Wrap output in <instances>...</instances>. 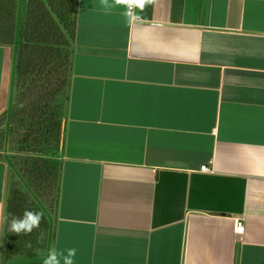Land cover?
Wrapping results in <instances>:
<instances>
[{
    "label": "crops",
    "instance_id": "0c3cea01",
    "mask_svg": "<svg viewBox=\"0 0 264 264\" xmlns=\"http://www.w3.org/2000/svg\"><path fill=\"white\" fill-rule=\"evenodd\" d=\"M77 2L58 148L39 154L60 166L54 239L5 263L24 152L8 147L17 48L0 42V264H42L51 248H75L74 264H264V0H152L131 15ZM7 3L0 27L13 16L16 36L23 0Z\"/></svg>",
    "mask_w": 264,
    "mask_h": 264
},
{
    "label": "trees",
    "instance_id": "16d2710c",
    "mask_svg": "<svg viewBox=\"0 0 264 264\" xmlns=\"http://www.w3.org/2000/svg\"><path fill=\"white\" fill-rule=\"evenodd\" d=\"M15 1L18 0H0V7L9 2L13 14ZM23 4L24 22L19 33L15 36L13 16L0 27V42L16 44L17 48L10 118L14 133L19 134V151L24 152L15 160L21 178L10 189L4 214L3 263L20 257L33 258L48 250L54 239L51 221L59 198L60 166L55 159L39 154L46 152L50 142L43 129L50 133L49 125L60 123L56 109L62 95L66 109L75 53L77 0H23ZM4 117L0 116V124ZM50 136L56 140V135ZM56 142H50L49 152ZM46 180L48 185L44 184ZM25 209L44 212L40 227L28 235L10 233L13 215L20 216Z\"/></svg>",
    "mask_w": 264,
    "mask_h": 264
},
{
    "label": "clouds",
    "instance_id": "9594fccd",
    "mask_svg": "<svg viewBox=\"0 0 264 264\" xmlns=\"http://www.w3.org/2000/svg\"><path fill=\"white\" fill-rule=\"evenodd\" d=\"M152 3V0H113V3H109V0H101V4L105 10H110L116 5L125 6L128 11L125 15H131L133 9L139 8L141 11L146 4ZM44 217V212L32 211L25 209L20 216L13 215L8 231L17 235H28L33 232L34 229L39 228L41 221ZM76 255V249H67V255L63 251H57L55 248L49 249L48 255L43 259L42 264H74L73 258Z\"/></svg>",
    "mask_w": 264,
    "mask_h": 264
},
{
    "label": "rangeland",
    "instance_id": "374dc122",
    "mask_svg": "<svg viewBox=\"0 0 264 264\" xmlns=\"http://www.w3.org/2000/svg\"><path fill=\"white\" fill-rule=\"evenodd\" d=\"M63 96L64 95H62V97H61V102L59 103V108L58 109H56L57 110V113H58V119H59V121H61L63 118V114L65 113V108H64V102H63ZM61 123V122H60ZM52 128V129H51ZM49 129H51V131H50V133L49 132H47L48 130H47V128H44L43 130H44V133L46 132V135H47V137H46V139H48V140H50V142L51 143H53V142H56L57 141V136H58V140H59V138H60V135H61V124L59 125V123H52L51 125H49ZM0 133H2V131H0ZM54 134V135H56V140H55V138L54 137H51L50 135L51 134ZM44 135V134H43ZM21 138V137H20ZM46 142V141H45ZM50 142L49 143H47L46 144V146L47 145H50ZM9 144L10 145H8V147L9 146H11V149H15V148H17V147H19L20 148V139H16L15 141H9ZM19 144V145H18ZM57 144H58V141L56 142V145H55V148H58L57 147ZM52 146V145H51ZM1 147H3V146H1ZM54 148V149H55ZM16 150V149H15ZM13 161H14V158H13ZM17 161V160H16Z\"/></svg>",
    "mask_w": 264,
    "mask_h": 264
},
{
    "label": "built area",
    "instance_id": "2783aa9c",
    "mask_svg": "<svg viewBox=\"0 0 264 264\" xmlns=\"http://www.w3.org/2000/svg\"><path fill=\"white\" fill-rule=\"evenodd\" d=\"M133 13V11H132ZM202 171H211L210 167L208 165H203L201 167ZM245 230V225H244V221L243 218H237L236 222H235V231L237 234H243Z\"/></svg>",
    "mask_w": 264,
    "mask_h": 264
}]
</instances>
